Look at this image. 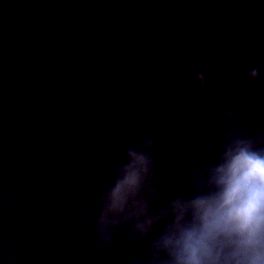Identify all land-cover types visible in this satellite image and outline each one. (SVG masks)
I'll use <instances>...</instances> for the list:
<instances>
[{
  "label": "water",
  "instance_id": "obj_1",
  "mask_svg": "<svg viewBox=\"0 0 264 264\" xmlns=\"http://www.w3.org/2000/svg\"><path fill=\"white\" fill-rule=\"evenodd\" d=\"M264 159V0H0V264H264L206 213Z\"/></svg>",
  "mask_w": 264,
  "mask_h": 264
},
{
  "label": "clouds",
  "instance_id": "obj_2",
  "mask_svg": "<svg viewBox=\"0 0 264 264\" xmlns=\"http://www.w3.org/2000/svg\"><path fill=\"white\" fill-rule=\"evenodd\" d=\"M221 182L225 188L215 208L206 213L207 227L252 231L264 209V159L242 151Z\"/></svg>",
  "mask_w": 264,
  "mask_h": 264
}]
</instances>
